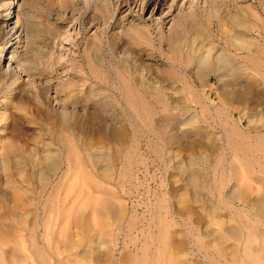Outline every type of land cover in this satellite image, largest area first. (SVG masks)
Instances as JSON below:
<instances>
[{"label":"rangeland","instance_id":"obj_1","mask_svg":"<svg viewBox=\"0 0 264 264\" xmlns=\"http://www.w3.org/2000/svg\"><path fill=\"white\" fill-rule=\"evenodd\" d=\"M0 8V264H264V0Z\"/></svg>","mask_w":264,"mask_h":264},{"label":"bare ground","instance_id":"obj_2","mask_svg":"<svg viewBox=\"0 0 264 264\" xmlns=\"http://www.w3.org/2000/svg\"><path fill=\"white\" fill-rule=\"evenodd\" d=\"M10 4H11V2H10ZM1 9V8H0ZM19 22L17 21L15 24H14V26H12V23H10L9 21H6V23H5V26H6V28L5 29H7V33L8 34H10V38L11 37H14V36H16L15 38H20L21 37V35L19 34V33H21L20 31H19ZM7 34V35H8ZM9 36V35H8ZM14 38V39H15ZM18 41H19V39H18ZM3 47H1V49H0V53H3V49H2ZM205 60V59H204ZM9 66H11V64H9ZM5 98V100L3 101V102H5V103H9V98H6V97H4ZM13 108V107H12ZM15 111V110H14ZM26 115V114H25ZM28 115V114H27ZM26 115V119L28 118H30V117H33V114L31 113L29 116H27ZM8 116V112H6V111H3V112H1L0 113V123H2V124H4L5 123V121L7 120L6 119V117ZM33 124V123H32ZM3 133H4V130H2L1 132H0V156H1V163H0V165H2V167L1 168H3V171L5 172V174H7L8 172H10V170L13 168V167H11V162L13 163V162H15V163H18V164H20L21 163V160H22V158L21 157H23V151H22V149H21V147L20 146H18V145H15V144H13L12 143V141H9V139L7 140V139H5L4 137H3ZM21 159V160H20ZM25 160V159H24ZM17 164V165H18ZM22 164H23V162H22ZM22 164L20 165V166H22ZM14 165V164H13ZM16 165V166H17ZM0 168V169H1ZM17 168V167H16ZM19 168H21V167H19ZM14 169V168H13ZM17 170V169H16ZM54 170V169H53ZM18 171V170H17ZM20 171V170H19ZM21 173H22V169H21ZM20 175V174H19ZM10 177V176H9ZM17 177V176H16ZM22 177H23V174H22ZM14 178V177H13ZM19 178V177H18ZM20 178H21V175H20ZM23 179V178H22ZM42 179H43V176H42ZM49 179V177H45L44 176V180H48ZM8 180V179H7ZM6 180V181H7ZM10 180V179H9ZM12 181V180H11ZM9 183V182H8ZM15 183V182H14ZM19 183H20V181H19ZM26 183H22V187H26V188H28L27 186L28 185H25ZM14 185V184H13ZM12 185H10V187H11ZM25 188V189H26ZM31 188V187H30ZM18 189V188H17ZM28 191V190H27ZM30 193H29V191H28V195H29ZM26 195V194H25ZM17 199V198H16ZM15 199V200H16ZM18 199H20V198H18ZM21 206V205H20ZM4 210V209H3ZM21 211V210H20ZM22 213V212H21ZM20 213V214H21ZM27 213V212H26ZM24 215H25V213H23ZM27 215V214H26ZM17 216V215H16Z\"/></svg>","mask_w":264,"mask_h":264}]
</instances>
